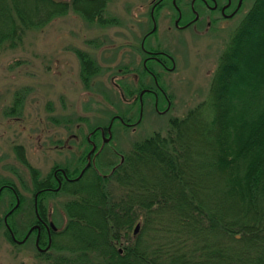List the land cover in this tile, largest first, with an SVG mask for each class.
Segmentation results:
<instances>
[{
    "label": "trees",
    "instance_id": "16d2710c",
    "mask_svg": "<svg viewBox=\"0 0 264 264\" xmlns=\"http://www.w3.org/2000/svg\"><path fill=\"white\" fill-rule=\"evenodd\" d=\"M107 1L0 0V46L13 47L25 29L68 8L104 24ZM75 53L88 88L99 67L87 52ZM119 85L128 98L146 86ZM113 121L123 125L115 115L107 123ZM111 150L117 160L103 175L94 159L75 181L62 183L71 196L50 245L58 253L45 257L50 264H264V0H253L230 34L208 100L171 118L163 133L124 153ZM31 177L34 189L43 186L33 168Z\"/></svg>",
    "mask_w": 264,
    "mask_h": 264
},
{
    "label": "rangeland",
    "instance_id": "374dc122",
    "mask_svg": "<svg viewBox=\"0 0 264 264\" xmlns=\"http://www.w3.org/2000/svg\"><path fill=\"white\" fill-rule=\"evenodd\" d=\"M149 1L108 0L102 11V17L108 19L104 24L87 20L68 8L40 28L25 29L13 47L6 41L1 44L0 183L13 184L22 196L20 207L7 217V222L17 228L15 238H21L34 218L32 168L38 171L39 179L49 178L51 169L58 165L70 168L68 175L73 176L90 149L85 141L88 132L107 125L112 115L124 116L123 123L131 125L113 121L111 135L95 158L103 175L117 160L111 149L126 152L133 142L153 132L163 133L171 118L181 117L208 100L218 57L253 2L242 0L238 12L230 18H221L215 11L204 12L194 28L177 29L170 3L165 0L155 14V30L145 41V46L156 44L174 58V68L162 72L158 82L169 97L167 111L160 114L152 107L151 96H143L144 105L139 111L134 98L138 93L128 98L119 88L120 81L136 86L129 76L128 80L120 79L121 67L126 64L135 74L140 70L139 56L133 48L151 27ZM176 2L187 14L189 0ZM76 50L87 52L99 67L88 88L80 80ZM142 83L148 85L149 80L144 78ZM163 107L159 95L158 108ZM93 141L97 146L102 137L94 136ZM16 147L21 148L25 161L17 155L20 151ZM70 196L64 190L46 196L45 213L56 227L66 221L62 207ZM12 202L8 192L1 193L0 219ZM4 231L0 221V264H50L45 257L58 253L50 247L48 255H39L33 234L24 243L16 244Z\"/></svg>",
    "mask_w": 264,
    "mask_h": 264
},
{
    "label": "flooded vegetation",
    "instance_id": "af4514ba",
    "mask_svg": "<svg viewBox=\"0 0 264 264\" xmlns=\"http://www.w3.org/2000/svg\"><path fill=\"white\" fill-rule=\"evenodd\" d=\"M170 3V7L172 9V12H175V19L177 15L179 14V19L177 21V25L173 23L174 27L177 29L180 28H186V27H192L194 28V24L201 19L202 13H212L213 11L218 13V16L221 18H230L235 13L238 12V9L241 5L242 0L240 1V5L236 9L237 1L238 0H189L187 5V14L184 13L183 9L179 6V4L174 0L175 6L172 4V0H168ZM165 0H150L149 1V7H148V18L151 24V27L149 30L144 32L138 42V46L134 47L135 53L139 56V63H140V69H142L143 74L142 77L139 74L135 73H122L120 76L121 80H128V76L132 79L133 84H138L139 82H142L144 78L149 80V84L143 87L142 90H140L137 94V104L139 111L143 107V94L151 96L150 103L154 110L157 113L163 114L167 111L169 107V97L167 93L164 91V89L159 85V80L161 79V73L162 72H170L174 68V58L173 56L168 53L166 50L158 48L155 46L156 44H147L145 46L146 39L150 37V35L154 32L156 27V18L154 14L155 12H158L164 5ZM197 3V4H195ZM178 4V5H177ZM186 15V17H184ZM195 17V18H194ZM123 82V81H122ZM142 91V93H141ZM159 93V94H158ZM140 94V95H139ZM159 95L164 101V107L159 109L158 108V100ZM140 113V112H139ZM116 119L119 120V117L115 115ZM110 122L107 123V125ZM123 123V122H121ZM106 125V126H107ZM123 125L128 126L131 124H125ZM106 126L104 127H96L98 131L99 137L103 138V136H107V129ZM109 133L111 135V125L109 129ZM92 132L89 131L86 135V140L89 143V145L92 143L94 145L93 150L89 153V159L90 164L94 162L95 159V153L99 152L103 146V142L96 146V144L93 142L91 135ZM74 138V137H73ZM92 140V141H91ZM91 147V145H90ZM87 154H85L84 162L79 167L78 172L76 175H68L65 172V167L56 166L51 169V176L45 177L42 180L43 186L34 189L31 197V206L33 211V220L28 225L24 233L22 234L21 238L17 239L14 237V231L17 232V228L12 227L7 222V217L18 207H20V204L22 203V196L19 194L17 189L14 187L13 184L10 183H0V196L2 192H8L9 196L13 198V202L10 204L9 208H7L2 216L0 221L2 222L4 226V233L8 236L10 241H13L16 244H22L25 242V240L30 236V234H33V245L36 250V252L39 255H46L50 252V245L52 242V238H55V236L59 233L61 227H56L54 223L49 219V216L45 213V201L46 196L50 193L62 191L61 185L62 183H71L77 179V176L82 174V172L85 171L87 167L85 166V163L87 161ZM70 170V168H68ZM79 175V176H80ZM16 204V206H14ZM14 206V207H13ZM6 213H8L6 215ZM62 214V212H60ZM5 221H4V216Z\"/></svg>",
    "mask_w": 264,
    "mask_h": 264
},
{
    "label": "water",
    "instance_id": "95a60500",
    "mask_svg": "<svg viewBox=\"0 0 264 264\" xmlns=\"http://www.w3.org/2000/svg\"><path fill=\"white\" fill-rule=\"evenodd\" d=\"M240 1L241 0H238L237 1V5H236V9L238 8V6L240 5ZM172 4L175 6V4H174V0H172ZM195 18V17H194ZM178 19H179V14L177 15V17L174 19V21H173V23L175 24V26H178L177 25V21H178ZM141 93H142V91H141ZM140 95V94H139ZM119 121L120 122H123V120L121 119V118H119ZM110 125H111V122L106 126V129H107V136L106 137H103L102 138V142H105V141H107V139L110 137V133H109V129H110ZM91 145V147H90V149H89V151L87 152V161H86V163H85V166L84 167H87L89 164H90V159H89V153L93 150V148H94V145L91 143L90 144ZM80 175V174H79ZM78 175V176H79ZM77 176V177H78ZM14 206H16V204L14 205ZM13 206V207H14ZM8 213H6V215H7ZM5 215V216H6ZM5 216H4V221H5ZM138 230H139V223H135L134 224V226H133V228H132V234L134 235V234H136L137 232H138Z\"/></svg>",
    "mask_w": 264,
    "mask_h": 264
}]
</instances>
